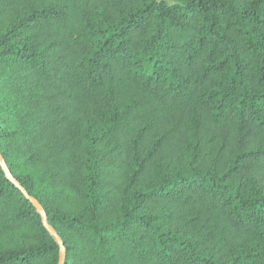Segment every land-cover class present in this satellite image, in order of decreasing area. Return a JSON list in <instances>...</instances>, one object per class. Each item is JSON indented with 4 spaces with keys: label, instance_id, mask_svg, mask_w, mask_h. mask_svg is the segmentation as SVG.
<instances>
[{
    "label": "trees",
    "instance_id": "16d2710c",
    "mask_svg": "<svg viewBox=\"0 0 264 264\" xmlns=\"http://www.w3.org/2000/svg\"><path fill=\"white\" fill-rule=\"evenodd\" d=\"M0 153L64 264H264V0H0ZM58 256L0 167V264Z\"/></svg>",
    "mask_w": 264,
    "mask_h": 264
},
{
    "label": "water",
    "instance_id": "95a60500",
    "mask_svg": "<svg viewBox=\"0 0 264 264\" xmlns=\"http://www.w3.org/2000/svg\"><path fill=\"white\" fill-rule=\"evenodd\" d=\"M0 167L2 171L4 172L6 178L17 188L20 190V192L23 194V196L32 204V206L37 210V212L40 215L41 222L44 226V228L49 232L51 236L55 239V241L58 244L59 247V256H58V262L57 264H64V258H65V248L63 245V242L59 238V236L56 234V232L53 230V228L47 223L46 221V214L42 208V206L39 204V202L30 196L11 176L10 172L8 171L3 158L0 153Z\"/></svg>",
    "mask_w": 264,
    "mask_h": 264
}]
</instances>
